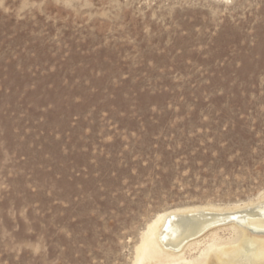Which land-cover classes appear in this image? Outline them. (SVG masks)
Segmentation results:
<instances>
[{"label": "rangeland", "instance_id": "rangeland-1", "mask_svg": "<svg viewBox=\"0 0 264 264\" xmlns=\"http://www.w3.org/2000/svg\"><path fill=\"white\" fill-rule=\"evenodd\" d=\"M263 196L264 0H0V264H133L156 214Z\"/></svg>", "mask_w": 264, "mask_h": 264}, {"label": "bare ground", "instance_id": "bare-ground-1", "mask_svg": "<svg viewBox=\"0 0 264 264\" xmlns=\"http://www.w3.org/2000/svg\"><path fill=\"white\" fill-rule=\"evenodd\" d=\"M257 203L158 213L141 232L133 264H257L264 260V196Z\"/></svg>", "mask_w": 264, "mask_h": 264}]
</instances>
